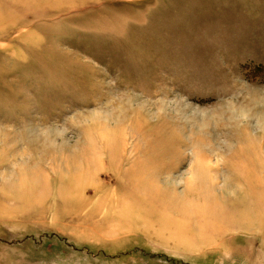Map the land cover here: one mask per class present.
<instances>
[{
	"label": "rangeland",
	"instance_id": "obj_1",
	"mask_svg": "<svg viewBox=\"0 0 264 264\" xmlns=\"http://www.w3.org/2000/svg\"><path fill=\"white\" fill-rule=\"evenodd\" d=\"M0 264H264V0H0Z\"/></svg>",
	"mask_w": 264,
	"mask_h": 264
}]
</instances>
